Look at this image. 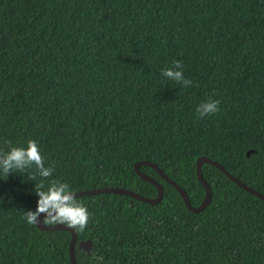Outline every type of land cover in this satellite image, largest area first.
I'll list each match as a JSON object with an SVG mask.
<instances>
[{"label": "trees", "instance_id": "16d2710c", "mask_svg": "<svg viewBox=\"0 0 264 264\" xmlns=\"http://www.w3.org/2000/svg\"><path fill=\"white\" fill-rule=\"evenodd\" d=\"M209 99L218 111L200 118ZM29 140L52 175L0 172V264H70L68 232L24 219L41 182L152 199L133 168L149 161L198 207L205 157L264 195V0H0V165ZM140 172L158 204L76 197L89 213L76 264H264L263 200L205 163L211 201L193 213Z\"/></svg>", "mask_w": 264, "mask_h": 264}, {"label": "clouds", "instance_id": "9594fccd", "mask_svg": "<svg viewBox=\"0 0 264 264\" xmlns=\"http://www.w3.org/2000/svg\"><path fill=\"white\" fill-rule=\"evenodd\" d=\"M173 63L177 67H180L179 61H173ZM164 75L177 81L183 79L182 72L171 69L165 70ZM189 82L184 81L186 85ZM218 104V101L209 99L201 103L197 107L196 112L200 118H203L206 115L216 113L218 111ZM32 165H35L40 177L48 178L52 175V170L44 167V157L41 155L37 143L29 140L26 147H12L7 152L2 165H0V172L7 178L10 170L24 171ZM31 178L35 179V176ZM36 195L39 196L36 210L24 213V219L27 224H36L37 216L40 213H45L43 222L47 225H66L80 232L84 231L88 226V210L83 204L77 202L75 194L70 191L67 183L53 179L45 187L44 183L41 182L36 185Z\"/></svg>", "mask_w": 264, "mask_h": 264}, {"label": "water", "instance_id": "95a60500", "mask_svg": "<svg viewBox=\"0 0 264 264\" xmlns=\"http://www.w3.org/2000/svg\"><path fill=\"white\" fill-rule=\"evenodd\" d=\"M246 154L248 156L249 152H247ZM205 163L219 169L221 172H223L226 175V177H228L230 180H232L242 190H244L247 193H249L250 195H253L256 198L264 201V195L263 194H261L258 191L246 186L244 183H242L238 179L234 178L231 174L227 173L222 166H220L216 162H214L210 159H207L205 157L198 158L196 160V163H195V173H196L197 180L202 185V187L205 191L204 198L198 207H193L191 205V203L188 199V196H187L184 189H182L174 181L169 179L155 164H153L149 161L136 162L134 164L133 168H134V172L139 176L140 179H142L143 181H145L149 184H152L156 188L157 196L155 198H152V199L145 198V197H143V196H141V195H139V194H137L131 190H125V189L117 188V187L99 188V189H95V190H84V191L73 192V193L75 194V197L90 196V195H94V194H98V193H112V194H117V195L129 196V197L134 198L138 201L148 203L151 205L158 204L163 197L162 185L159 184L158 182H156L153 178H151V177L147 176L146 174L140 172L141 166H148V167L152 168L162 179H164L171 187H173L178 192L181 199L183 200L185 207L189 211H191L193 213H199L209 205V203L211 201V196H212L210 187L207 184L206 180L203 178L202 173H201L202 165ZM45 215H46L45 213H40L37 216V223L35 224V226L41 231H66V232H68L71 236L70 242H69V247H68L69 261H70V264H76V262H75L76 233H75L74 229L69 228L66 225H61V224L46 225L43 222ZM79 247L80 248L83 247L84 250L89 251V249L91 247V243L89 241H85V242L79 243Z\"/></svg>", "mask_w": 264, "mask_h": 264}]
</instances>
